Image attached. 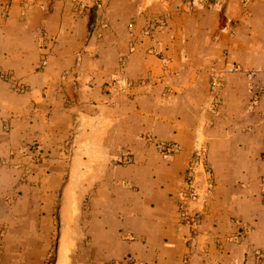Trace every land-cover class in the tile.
<instances>
[{
    "label": "crops",
    "instance_id": "1",
    "mask_svg": "<svg viewBox=\"0 0 264 264\" xmlns=\"http://www.w3.org/2000/svg\"><path fill=\"white\" fill-rule=\"evenodd\" d=\"M180 5L0 0V211L36 237L60 195L63 264H264V0ZM224 57L240 72L214 110Z\"/></svg>",
    "mask_w": 264,
    "mask_h": 264
},
{
    "label": "rangeland",
    "instance_id": "2",
    "mask_svg": "<svg viewBox=\"0 0 264 264\" xmlns=\"http://www.w3.org/2000/svg\"><path fill=\"white\" fill-rule=\"evenodd\" d=\"M179 0H176V3ZM195 0H180L181 5L179 8L183 6H187L190 8V4H192ZM201 1V0H198ZM144 33V32H143ZM71 147V146H70ZM61 155L62 157L66 156L64 155V150L62 151ZM69 155V154H68ZM59 193V190L58 192ZM53 202L55 205V212L51 215H43L46 216L44 218H41V221L44 223H49L52 227L51 230H38L36 237L32 235L31 230H21L20 229V222L27 221L32 222L33 218L31 216H26L25 218H19V214L14 213L12 210L5 209L1 212L0 211V264H26L18 261V243L19 238L22 236H29L33 239V247H29L30 250L33 251V255L36 254L37 251L42 250L43 253L46 255L44 256L43 261H30L27 262V264H63L62 261H60L61 258V252L63 250V247L60 246L59 240L61 236V230H60V215L59 211L61 208V197L60 195H55L53 198ZM6 204V203H5ZM26 207L21 203L19 205V210H24ZM18 210V211H19ZM46 240V242H45ZM40 243L35 245L36 243ZM46 245L44 246L43 245ZM52 245V246H51ZM28 249V250H29ZM66 249V248H65ZM27 250V252H28ZM41 252V251H40Z\"/></svg>",
    "mask_w": 264,
    "mask_h": 264
},
{
    "label": "built area",
    "instance_id": "3",
    "mask_svg": "<svg viewBox=\"0 0 264 264\" xmlns=\"http://www.w3.org/2000/svg\"><path fill=\"white\" fill-rule=\"evenodd\" d=\"M235 32H236L235 23L233 19L229 17L227 14H225L223 18V25L221 27V33L223 35L233 37L235 35ZM163 60L167 62L166 58H163ZM221 62L223 63V66L220 70L217 69L216 67H213L210 71L211 72V91H212L213 99H214L212 108L214 110L219 109L221 105L223 104L222 91L225 87L226 77L240 72V68H238L233 63L229 62L227 58L224 57V59H222ZM43 63L44 65L47 64V60L45 57L43 59ZM1 76L5 82L11 84V87L14 91L22 93L27 90V86L20 79L16 78L15 75H13L12 73H3L1 74ZM251 91L253 90H250V92ZM255 101L257 103L258 99ZM148 141L153 143L156 146L159 154L164 158L173 157L174 155L180 153L182 150L181 146L177 143L158 142L152 138H148ZM263 158H264V153H263ZM124 162L129 163L130 158L124 160ZM194 183H195L194 176L191 175V178H190V186H191L190 198L191 199H196L200 196L198 191H196L195 189ZM198 218L199 216L197 217L196 220L193 221L194 222L193 226L195 227H198V221H200ZM197 236H198L197 230H195L192 234L191 239L189 240V243L193 244ZM190 262H191V258L186 257L183 260L182 264H190ZM129 264H133V263L130 262Z\"/></svg>",
    "mask_w": 264,
    "mask_h": 264
}]
</instances>
